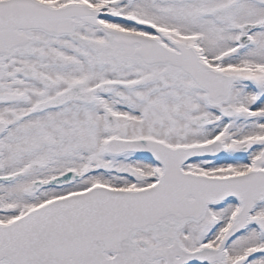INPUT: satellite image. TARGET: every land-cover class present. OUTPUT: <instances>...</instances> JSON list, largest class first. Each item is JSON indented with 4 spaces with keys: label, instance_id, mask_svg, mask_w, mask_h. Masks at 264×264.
<instances>
[{
    "label": "snow or ice",
    "instance_id": "1",
    "mask_svg": "<svg viewBox=\"0 0 264 264\" xmlns=\"http://www.w3.org/2000/svg\"><path fill=\"white\" fill-rule=\"evenodd\" d=\"M0 264H264V0H0Z\"/></svg>",
    "mask_w": 264,
    "mask_h": 264
}]
</instances>
